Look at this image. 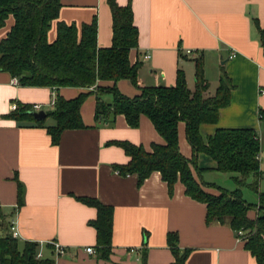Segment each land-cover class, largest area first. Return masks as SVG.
<instances>
[{
  "label": "crops",
  "instance_id": "0c3cea01",
  "mask_svg": "<svg viewBox=\"0 0 264 264\" xmlns=\"http://www.w3.org/2000/svg\"><path fill=\"white\" fill-rule=\"evenodd\" d=\"M115 3L131 9L137 46L129 51L128 60L140 63V87L173 86L176 71L180 70L187 89L192 91V60L197 58L207 83L206 95L214 94L220 75L225 74L230 84L229 103L218 111L214 125L199 127V136L205 143L215 129L253 130L260 143L258 193L264 197V122L258 120V110H264V58L258 37V29H264V0ZM60 4L57 18L47 30V43L55 39L57 22L73 24L78 29L95 19L96 47L111 45V16L105 0H60ZM12 23L11 17L5 20L0 40ZM186 50L193 55H185ZM144 55L148 58L144 59ZM11 79L0 71V236L13 226L17 248L21 250L25 242L34 243L37 260L51 264H101L95 252L89 255L84 251H94L95 231L88 222L95 219L96 212L76 198H89L112 208L108 264H171L168 235L175 236L179 252L188 251L184 264H257L230 229L229 219L206 224L205 206L186 197L179 182L169 193L157 172L140 185L135 175L116 174L113 166L125 165L128 157L108 143L128 142L146 150L152 143H162L147 118L141 116L137 128H129L121 115L108 114L95 120V98L90 94L79 108L84 127L62 131L57 144L51 145L45 129L8 116L13 104L39 105L40 111L45 108V114L51 110L54 92L45 87L11 85ZM97 85L109 87L111 83ZM115 86L127 98L139 93L125 80ZM89 91L92 89L61 87L55 94L70 100ZM103 101L110 103L111 99ZM43 125H53L52 119L45 118ZM177 146L184 158L191 157L183 123L177 126ZM195 160L194 179L224 189L216 185L218 175L225 173L215 171V162L203 153H198ZM226 176L233 183L228 191L235 190L234 176ZM251 181L249 176L246 183ZM17 184L21 188L19 206ZM203 190L218 194L214 187L204 186ZM251 192L254 193L242 187V199L256 204L257 194ZM246 216L253 220L255 211H248ZM54 244L63 250L61 255L55 252Z\"/></svg>",
  "mask_w": 264,
  "mask_h": 264
},
{
  "label": "trees",
  "instance_id": "16d2710c",
  "mask_svg": "<svg viewBox=\"0 0 264 264\" xmlns=\"http://www.w3.org/2000/svg\"><path fill=\"white\" fill-rule=\"evenodd\" d=\"M111 16V45L96 47V22L83 24L78 29L73 25L56 23L55 39L46 41L51 21L57 18L60 0H0V28L11 17L13 23L0 40V71L16 78L22 87H45L54 92L51 110L45 113L53 125L44 126L35 121L27 112L28 105L16 104L9 118L17 122H30L45 129L51 145H56L64 130L81 129L83 124L79 108L84 99L93 94L95 98L94 119L121 115L129 128H137L141 116L147 118L154 131L161 138V144L142 146L128 142H110L119 147L128 157L125 165H114L117 175H135L140 185L152 172H157L171 192L173 184L179 182L186 197L205 206V223L212 220L221 222L229 219V227L237 237L241 232L243 248L257 264L264 258V197L258 193L261 178L257 155L260 143L251 129H215L205 143L199 136L201 125H214L218 111L229 103L230 84L221 74L212 96L205 94L207 83L203 78L200 58L194 63L193 89L188 90L183 73L176 71L173 86L140 87L137 73L140 63L131 64L129 51L137 46V30L133 25L130 7H119L115 0H105ZM259 44L264 58V29H258ZM125 80L139 91L138 95L127 98L117 90L115 84ZM109 82V87L97 83ZM61 87L92 91L79 93L77 97L64 100L55 92ZM111 96L110 103L103 101V95ZM258 120L264 122V110H258ZM184 125V137L191 150V157L184 158L178 151L177 126ZM203 153L215 162V171L233 175L237 188L225 191L215 186L197 182L192 171H196V155ZM252 176V181L246 180ZM214 187L217 195L208 194L203 187ZM246 186L257 194V203L243 201L241 188ZM21 188L17 184V206L21 203ZM84 205L95 209V219L88 222L95 231L94 252L101 264H108L112 233V208L89 198H76ZM255 211V218L246 216ZM10 229V227L8 228ZM174 235L167 236V245L173 256L171 264H184L187 250L179 252ZM36 244L25 242L17 248L11 233L0 236V264H51L37 260Z\"/></svg>",
  "mask_w": 264,
  "mask_h": 264
},
{
  "label": "built area",
  "instance_id": "2783aa9c",
  "mask_svg": "<svg viewBox=\"0 0 264 264\" xmlns=\"http://www.w3.org/2000/svg\"><path fill=\"white\" fill-rule=\"evenodd\" d=\"M184 53L187 56H192L193 55V53L191 51H189V50L184 51ZM231 57H232V55L229 56V58H231ZM147 58H148V55H144V59H147ZM10 83H11V85L18 84L16 78H12ZM261 93H264V92L261 91ZM52 104H53V101H51L50 106H52ZM15 109H16V105L15 104L11 105V112L14 111ZM31 111H33V112L40 111V106L39 105L31 106ZM10 233H11V237L12 238H16L17 234H16L13 226H10ZM236 235H237V238L240 239L241 236H242V233L239 231V232H237ZM54 249H55V252L58 255H61L63 253V250L61 248H59L57 245H55V244H54ZM84 251H85L86 254H89V255L94 253L93 249H91V248H85ZM35 258L36 259L39 258V255H37Z\"/></svg>",
  "mask_w": 264,
  "mask_h": 264
},
{
  "label": "rangeland",
  "instance_id": "374dc122",
  "mask_svg": "<svg viewBox=\"0 0 264 264\" xmlns=\"http://www.w3.org/2000/svg\"><path fill=\"white\" fill-rule=\"evenodd\" d=\"M105 96L102 99H106L108 97L111 99L110 95H105ZM42 111L45 112L46 111L45 108ZM218 176L219 177L217 179L216 185L224 188L225 191H228V189H230V187H232V185H233L232 181L228 178V176H226V174L225 175H218ZM251 194L253 195L254 193L251 192Z\"/></svg>",
  "mask_w": 264,
  "mask_h": 264
},
{
  "label": "water",
  "instance_id": "95a60500",
  "mask_svg": "<svg viewBox=\"0 0 264 264\" xmlns=\"http://www.w3.org/2000/svg\"><path fill=\"white\" fill-rule=\"evenodd\" d=\"M35 121H43L45 119V114L42 111L33 112L28 111L27 112Z\"/></svg>",
  "mask_w": 264,
  "mask_h": 264
}]
</instances>
